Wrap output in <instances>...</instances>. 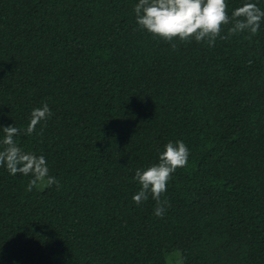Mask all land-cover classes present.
Masks as SVG:
<instances>
[{
    "label": "trees",
    "instance_id": "obj_1",
    "mask_svg": "<svg viewBox=\"0 0 264 264\" xmlns=\"http://www.w3.org/2000/svg\"><path fill=\"white\" fill-rule=\"evenodd\" d=\"M136 2L0 0V125L47 102L18 143L59 182L28 191L0 167V264H264V24L169 42ZM178 139L190 155L157 217L133 176Z\"/></svg>",
    "mask_w": 264,
    "mask_h": 264
},
{
    "label": "clouds",
    "instance_id": "obj_2",
    "mask_svg": "<svg viewBox=\"0 0 264 264\" xmlns=\"http://www.w3.org/2000/svg\"><path fill=\"white\" fill-rule=\"evenodd\" d=\"M227 0H137L134 5L135 21L142 31L166 41L173 40L204 42L214 46L221 36L223 25L231 23L229 35L247 32L256 35L264 24V9L255 0H241L238 7L227 11ZM174 46V45H173ZM51 116L47 102L30 112L24 129L13 124L0 125V167L9 175L30 177L27 189L31 191L38 182L46 187L58 185L56 177L49 174L46 157L43 154L25 151L18 143L23 133L32 134L36 126ZM190 155V148L183 140H169L158 151L157 162L135 170L133 179L139 190L132 194V201L139 205L149 194L157 202L154 214L164 215L166 201L161 194L167 191V184L177 168H183Z\"/></svg>",
    "mask_w": 264,
    "mask_h": 264
},
{
    "label": "rangeland",
    "instance_id": "obj_3",
    "mask_svg": "<svg viewBox=\"0 0 264 264\" xmlns=\"http://www.w3.org/2000/svg\"><path fill=\"white\" fill-rule=\"evenodd\" d=\"M173 256H177L178 257V254L177 253H173L171 254L168 258H167V263L168 264H179L178 260H176L175 257ZM170 262V263H169Z\"/></svg>",
    "mask_w": 264,
    "mask_h": 264
}]
</instances>
